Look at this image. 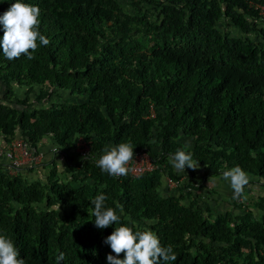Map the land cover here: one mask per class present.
Returning a JSON list of instances; mask_svg holds the SVG:
<instances>
[{"label": "trees", "instance_id": "1", "mask_svg": "<svg viewBox=\"0 0 264 264\" xmlns=\"http://www.w3.org/2000/svg\"><path fill=\"white\" fill-rule=\"evenodd\" d=\"M123 1L137 10L152 3L154 14L131 13ZM248 1L264 3L22 0L39 7V31L50 43L37 42L33 59L21 55L9 61L0 50V144L18 131L37 148L51 134L57 150L73 160H63L64 172H72L61 179L52 159L43 182L8 174L0 162V234L13 240L26 264H107L106 256L115 253L104 239L115 225L95 227L90 201L99 193L121 223L134 230L148 227L162 246L173 248L176 260L169 264H264V195L256 217L243 207L236 215L226 211L209 220L197 203L181 201L197 188V173L202 178L239 166L264 185V30L255 42L215 26L224 19L247 32L256 18L264 22ZM14 2L0 0V15ZM12 83L37 84V101L49 93L40 89L45 84L83 98L30 107L26 95L5 99ZM76 135L88 138L97 153L110 143H131L155 167L113 177L91 160L79 164L71 151ZM179 136L189 138L185 150L200 165L186 168L181 184L168 159L184 148ZM50 152L43 160H50ZM164 168L177 180L176 194L157 190ZM239 197L254 204L246 190ZM52 205L61 208L59 215Z\"/></svg>", "mask_w": 264, "mask_h": 264}, {"label": "clouds", "instance_id": "2", "mask_svg": "<svg viewBox=\"0 0 264 264\" xmlns=\"http://www.w3.org/2000/svg\"><path fill=\"white\" fill-rule=\"evenodd\" d=\"M39 16L38 6L23 3L22 0H16L0 15V25L3 26L0 50L7 60L18 59L21 55L33 59L32 53L38 48L37 42L43 46L50 43L39 31ZM188 147L189 145L185 144L184 148H178L168 157L169 163L177 172H185L186 168L196 170L200 167L199 161H194L192 153L185 150ZM133 149L131 143L106 145L95 161L96 166L113 177L125 176L129 171L127 164L133 160ZM222 178L230 184L234 198L242 194L249 182L247 173L239 166L224 171ZM212 182L209 177L208 183ZM106 200L107 196L99 193L90 203L94 206L91 215L94 217L96 228L105 229L115 225L111 234L104 239V243L115 253L106 256L107 264H169L176 260L173 248L162 246L157 234L150 228L134 230L121 223L120 215L115 208L106 205ZM120 212H123L122 206ZM122 253L121 259L119 257ZM0 264H26L13 240L6 234H0Z\"/></svg>", "mask_w": 264, "mask_h": 264}, {"label": "rangeland", "instance_id": "3", "mask_svg": "<svg viewBox=\"0 0 264 264\" xmlns=\"http://www.w3.org/2000/svg\"><path fill=\"white\" fill-rule=\"evenodd\" d=\"M122 6L125 10L133 13L135 11H138L139 13H143L145 16H153L154 14V6L152 3H141L139 5V10L136 9L135 5H131L128 3V1H123ZM125 7H128L127 9ZM263 18V17H262ZM216 28L219 31H227L228 34L240 38H247L251 39L252 41H260L261 35L259 29L264 30V22L260 19L256 18L254 28H251L247 32L241 31L237 26H234L232 24H226L224 19H219L215 23ZM12 94H7V98H23L25 95L28 97V102H30V107H37V106H48L49 104H59L62 102L67 101H75L80 100L83 98V95H79L76 93H70L65 89H54L51 90V87L45 84V86H41L40 89H46V92H49L48 94H42L39 98V100H35V94L39 93V86L37 84L31 85L30 88H27L25 85H17L15 83L11 84ZM3 96V86L0 83V99ZM10 138H21L18 135V131H16V134H14ZM179 138L185 143L189 145V138L184 137ZM109 145H113L110 143ZM37 146L40 148H43L44 150H47V152H50L49 150H52L48 157H50L48 160H42V162L34 164V165H26L19 167V172L21 175L28 181H39L43 182L46 180V174L51 168L52 165V159L55 162V170L57 174L59 175V178L66 179L70 176V173L72 171L64 172L63 170V162L72 163L73 160L68 159L64 153L59 150H57V147L54 143L53 136L51 134H44L37 142ZM52 155V156H50ZM64 160V161H63ZM5 163V162H4ZM165 169L160 173V184L157 188L159 192H162L164 194H176L178 192V184L176 185H168L167 181L165 180ZM173 173L177 175V179H179V183H184L186 181V178H188L187 174L184 172H177L173 168ZM6 172L8 174H12V169L9 167L8 170L6 169ZM223 173L219 174H213V175H207L202 178H199L200 173L195 174L194 179L195 180L194 185L197 188H193L190 190L193 191L192 194L186 193L184 197L182 198V202L187 203L189 201H193L199 205V207L202 209V211L208 216L209 220H212L213 217L220 216L226 211L230 212L231 215L238 214L243 207H250L251 214L256 217V215L262 211L261 209V203H260V195H264V185L261 183V181H257L255 178H249L248 177V184L244 187L243 190H246L247 194L251 197L253 205H250L251 202L246 200L244 197H237L234 198V193L232 188L230 187V184L225 181L222 178ZM209 177L212 183H208ZM242 203V204H240ZM250 203V204H249ZM240 204V205H239ZM42 206V202L38 203L36 207ZM56 208V211L58 212V215L61 213V208L57 205H52ZM135 223L138 225H146L147 222L143 220H135Z\"/></svg>", "mask_w": 264, "mask_h": 264}, {"label": "built area", "instance_id": "4", "mask_svg": "<svg viewBox=\"0 0 264 264\" xmlns=\"http://www.w3.org/2000/svg\"><path fill=\"white\" fill-rule=\"evenodd\" d=\"M257 11V13L264 17V3L248 1ZM147 115H152L151 107L148 109ZM89 139L83 135H76L73 140L71 151L75 154L76 161L79 164L87 160L95 163L101 152L91 151L89 149ZM54 150V149H52ZM45 151L40 147H30L21 138H10L7 142L0 144V162L8 168L12 169V174L19 172V167L34 165L42 162L44 159ZM51 151V150H49ZM96 164V163H95ZM129 169L127 175H138L144 171L151 170L155 167L148 154L145 151H137L134 153L133 160L127 164ZM168 185H175L176 181L168 176L165 177Z\"/></svg>", "mask_w": 264, "mask_h": 264}]
</instances>
